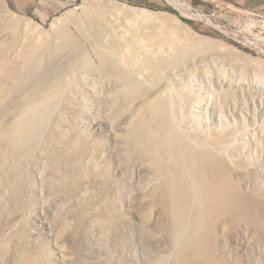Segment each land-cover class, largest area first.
<instances>
[{
    "label": "bare ground",
    "instance_id": "obj_1",
    "mask_svg": "<svg viewBox=\"0 0 264 264\" xmlns=\"http://www.w3.org/2000/svg\"><path fill=\"white\" fill-rule=\"evenodd\" d=\"M168 16L180 26H171ZM71 24L91 40L102 64L93 63ZM9 25L13 37L23 27L34 28L30 19L13 15ZM42 33L40 42L31 39L26 49L6 46L0 55L12 54L13 61H0V264H53L49 243L35 239L31 229L44 190L51 199L57 190L63 197L77 196L82 223L94 218L96 202L86 185L104 151L100 142H84L87 101L77 89L78 80L90 82L93 74L100 76L101 89L94 84L89 90L103 100L105 118L118 135L115 146L128 165L138 163L150 172V186L157 184L167 212L171 251L155 264L215 263L211 225L219 214L264 221L256 195L243 193L233 179L239 163L228 145L239 131L217 114L213 118L219 124L213 126L206 99L184 87L189 74L200 70L207 75L209 66L220 82L228 81L225 64H216L232 58L219 53L221 41L200 34L175 14L110 0H85L82 11L70 10ZM5 36L0 34V43ZM96 174L107 177L109 166ZM73 205L64 206L61 237ZM113 214L110 209L97 219L108 226ZM53 244L58 251L63 246L58 237Z\"/></svg>",
    "mask_w": 264,
    "mask_h": 264
},
{
    "label": "rangeland",
    "instance_id": "obj_2",
    "mask_svg": "<svg viewBox=\"0 0 264 264\" xmlns=\"http://www.w3.org/2000/svg\"><path fill=\"white\" fill-rule=\"evenodd\" d=\"M64 1L66 6L63 10L42 21L34 15L19 13L11 6L9 0H0V34L9 35L1 40L0 55L11 45L15 49H26L31 39L34 42L36 40V43L40 42L42 32L50 29L52 22L70 10L82 11L85 3V0ZM110 1L133 8H144L145 11L175 14L200 34L221 41L217 43L219 53L230 55L232 58L216 64H225L222 70L227 74L228 81L220 82L215 77L214 67L209 66L208 76L202 74L203 71L196 70L185 78L184 87L187 91L206 99L210 106L207 116L213 126L219 124V121L213 118L217 114L222 115L229 129L239 131L238 136H234L236 139L233 137L235 140L228 145L233 158L239 163V166L235 167L239 172L234 170L233 179L239 182L243 193L255 194L264 210V14L235 8L225 0H194L195 4H192L191 0H160L149 7L136 6L123 0ZM200 14L202 17H199ZM12 15L30 19L34 28L23 27L19 36L13 37L9 25ZM168 17L171 26H180L173 17ZM71 26V33L83 47L86 46L85 49H88L87 53L92 56L90 57L93 63L102 64L95 53V46L90 43L91 40L82 36L75 25ZM178 32L184 35L183 31ZM225 43L251 57H244ZM107 45L111 47L110 43ZM4 57L1 56L0 61L1 58L9 61L12 54ZM257 72L261 74L260 78H256ZM95 76L97 77L92 80ZM90 79V82L78 80L76 84L80 95L87 101L85 115L87 113L88 116L86 115L84 122V142H100L101 150L104 151V155L95 161L96 169L90 170L92 180L86 185L90 186L93 202H96V207L93 205L91 213L94 218L92 217L91 223H87L88 226L82 223L77 196L69 193L63 197L57 190L58 195L51 199L48 197V190L47 195L44 190V196L41 195L43 199H40L36 209L37 213L33 214L31 220L32 234L39 242L49 243L53 252V264H155L157 258L164 257L171 251L167 212L161 202L157 184L150 186V172L138 163L128 165L119 153L120 148L116 147L118 135L102 110L103 100L100 94H91L94 84L95 89L100 91L101 78L98 74H93L88 80ZM87 83L91 87L87 86ZM106 165L109 166V175L99 177L96 173L105 169ZM71 204H74L71 208L73 211H68L69 215L66 214L70 226H67L65 236L61 237L64 206L68 205L70 208ZM110 209H113L115 214L112 215L111 225L107 226L98 220V216H107ZM254 217L256 216L250 215L248 220L244 216L240 220L229 214L217 215L211 225L212 254L215 253L211 261L216 262L197 260V264H264V230L260 227L264 226V221L261 224L255 223ZM56 237L63 244L59 251L53 244Z\"/></svg>",
    "mask_w": 264,
    "mask_h": 264
},
{
    "label": "crops",
    "instance_id": "obj_3",
    "mask_svg": "<svg viewBox=\"0 0 264 264\" xmlns=\"http://www.w3.org/2000/svg\"><path fill=\"white\" fill-rule=\"evenodd\" d=\"M11 6L22 14L34 15L42 21L48 20L66 6L64 0H9ZM136 6L149 7L160 0H123ZM206 1V0H204ZM235 8L264 14V0H225ZM192 4L194 0H191ZM195 4V3H194ZM199 6V5H198Z\"/></svg>",
    "mask_w": 264,
    "mask_h": 264
}]
</instances>
